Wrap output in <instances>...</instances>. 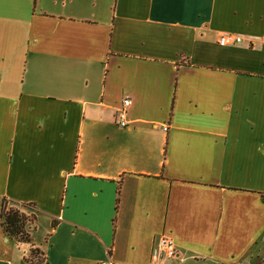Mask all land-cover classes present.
<instances>
[{
    "label": "crops",
    "instance_id": "1",
    "mask_svg": "<svg viewBox=\"0 0 264 264\" xmlns=\"http://www.w3.org/2000/svg\"><path fill=\"white\" fill-rule=\"evenodd\" d=\"M13 204L0 264H264V0H0Z\"/></svg>",
    "mask_w": 264,
    "mask_h": 264
},
{
    "label": "trees",
    "instance_id": "2",
    "mask_svg": "<svg viewBox=\"0 0 264 264\" xmlns=\"http://www.w3.org/2000/svg\"><path fill=\"white\" fill-rule=\"evenodd\" d=\"M30 208L32 205L29 204H13L0 212L1 228L8 238L31 244L29 229L35 224V216L26 212ZM31 250L32 257L26 259V264H40V261H33L39 255V250L34 247Z\"/></svg>",
    "mask_w": 264,
    "mask_h": 264
},
{
    "label": "built area",
    "instance_id": "3",
    "mask_svg": "<svg viewBox=\"0 0 264 264\" xmlns=\"http://www.w3.org/2000/svg\"><path fill=\"white\" fill-rule=\"evenodd\" d=\"M241 42H242V37L236 36V35H230V34H223L219 40V44L221 46L237 45ZM130 104H131V101L127 99L124 101L123 107L118 110L117 124L122 127H125L128 125L126 109L127 107L130 106ZM159 248L169 258L175 257L176 255V247H175L174 241L168 236L163 235L160 238ZM100 264H113V263L110 261H107V262H102Z\"/></svg>",
    "mask_w": 264,
    "mask_h": 264
},
{
    "label": "rangeland",
    "instance_id": "4",
    "mask_svg": "<svg viewBox=\"0 0 264 264\" xmlns=\"http://www.w3.org/2000/svg\"><path fill=\"white\" fill-rule=\"evenodd\" d=\"M36 259H34L33 261L35 262V263H37V262H39L40 261V256L37 254L36 255V257H35Z\"/></svg>",
    "mask_w": 264,
    "mask_h": 264
}]
</instances>
